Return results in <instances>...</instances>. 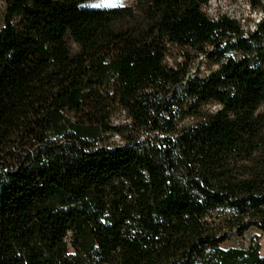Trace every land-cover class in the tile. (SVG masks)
I'll list each match as a JSON object with an SVG mask.
<instances>
[{
	"label": "trees",
	"instance_id": "trees-1",
	"mask_svg": "<svg viewBox=\"0 0 264 264\" xmlns=\"http://www.w3.org/2000/svg\"><path fill=\"white\" fill-rule=\"evenodd\" d=\"M90 1L3 0L0 264H264V17Z\"/></svg>",
	"mask_w": 264,
	"mask_h": 264
},
{
	"label": "rangeland",
	"instance_id": "rangeland-1",
	"mask_svg": "<svg viewBox=\"0 0 264 264\" xmlns=\"http://www.w3.org/2000/svg\"><path fill=\"white\" fill-rule=\"evenodd\" d=\"M136 0H91L84 5L88 9L96 8H111V7H126L133 6ZM261 4L264 5V0H260ZM4 8L3 0L0 2V27L2 25V11ZM203 12L210 19H216L218 16H226L231 20L238 21L243 27L245 32L254 30L255 26L264 17V13L260 11H254L247 4L246 0H211L203 8ZM173 58L167 60L169 66H173L174 61L176 63H182L183 59L179 53L173 52ZM175 59V60H174ZM174 60V61H173ZM192 72H197L204 76L208 72V68L205 65L204 59H198L191 63L190 66ZM118 121V120H116ZM117 141L114 138L113 142ZM254 235L258 236L260 244V255L264 258V233L257 232L256 230H250L245 235L237 238L232 237L226 241L221 248H239L247 247L249 241Z\"/></svg>",
	"mask_w": 264,
	"mask_h": 264
}]
</instances>
